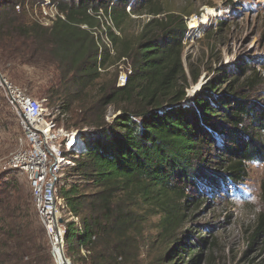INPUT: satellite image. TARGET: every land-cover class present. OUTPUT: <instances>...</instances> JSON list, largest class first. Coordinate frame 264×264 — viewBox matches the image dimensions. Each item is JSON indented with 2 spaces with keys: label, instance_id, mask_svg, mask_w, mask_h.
<instances>
[{
  "label": "trees",
  "instance_id": "1",
  "mask_svg": "<svg viewBox=\"0 0 264 264\" xmlns=\"http://www.w3.org/2000/svg\"><path fill=\"white\" fill-rule=\"evenodd\" d=\"M25 1L0 0V66L13 71L37 66L41 57L45 63L44 57L55 56L81 70L79 91L61 95L64 110H72L71 103L99 78L110 56L132 58L133 72L125 86H118V77L114 78L102 87L94 105L73 109L64 124L92 129L85 135L88 153L72 167L77 180L61 190L82 222V229L75 222L67 226L70 254L78 264L135 262L129 256L137 244L134 231L143 228L151 213L160 215L158 241L175 246L169 254L179 260L169 258V262H184L187 255L188 264H198L203 258L199 246L208 239L199 235L197 244H186L174 237L187 221L189 203H202L199 195H192L193 188L199 190L205 181L212 183L214 174L242 184L248 164L264 161V137L255 132L264 131V106L251 101V92L244 90H255L263 81L262 72L247 66L240 73L243 80L237 86L230 84L231 92H221V84L209 81L190 98V76L184 65L188 29L183 14L167 13L159 19L164 10L132 8L128 12L130 0H58L66 18L45 27L24 8L17 11L16 5ZM100 11L110 14L118 30H123L131 11L155 17L144 25L136 44L112 56L104 43L100 53L95 40ZM109 34L114 50L122 39L110 27ZM249 71L254 72L252 77L247 76ZM190 74L196 82L193 68ZM241 90L245 93L240 95ZM110 105L116 115L107 121ZM216 135L223 137L222 145ZM214 156L221 164H213ZM15 172L22 173H0V264H49L31 187L24 173L27 184ZM261 199L264 203V176ZM258 218L253 237L264 234V211Z\"/></svg>",
  "mask_w": 264,
  "mask_h": 264
},
{
  "label": "rangeland",
  "instance_id": "2",
  "mask_svg": "<svg viewBox=\"0 0 264 264\" xmlns=\"http://www.w3.org/2000/svg\"><path fill=\"white\" fill-rule=\"evenodd\" d=\"M44 1L30 0V3ZM51 1L58 5V0ZM132 8L135 10L144 8L145 11L164 10L157 16L159 19H163L167 13L184 15L188 29L184 37V65L190 76L188 88L190 98L201 91L203 85L209 81L221 84V92H231L230 84L234 83V86H237L244 78L240 77V73L249 66L253 70L256 69V72H262L263 81L255 90H249L247 87L244 90L251 92V101L261 107L264 106V0H130L126 11L130 12ZM99 16L101 31L102 27H105L109 32L110 27L122 39L117 46L114 45L115 52L112 56H117L126 46L136 44L144 33V25L155 17L147 12L138 15L131 11L130 16L125 17L123 30H118L110 14L100 11ZM193 21L198 22L197 27H191ZM220 21L225 24L219 26ZM94 36L96 43L103 49L102 41L106 37V32L103 31L101 34L95 30ZM99 50L102 53L100 47ZM44 58L48 61L42 62L41 57L38 59L39 64L34 67H16L13 69L14 75L7 66H0V71L29 95L38 98L50 97L49 104L63 106L65 100L61 95L69 91L72 93L79 91L83 72L69 62L62 63L55 56ZM131 62L132 58L124 62L110 56L99 78L89 85L87 90L84 88L71 103L72 110H64L66 112L60 117V123L63 125L68 123L73 109H87L86 107L94 105L103 92L102 87L118 77L122 65ZM191 68L198 75L196 82L190 74ZM226 73H229L228 77H224ZM253 75V71L247 74L251 77ZM243 93H245L243 90L239 91L240 95ZM108 107L106 120L110 121L115 117L116 111L113 106ZM19 131L18 120L8 107L4 91L0 89V157L18 148ZM255 132L257 137H264V131ZM216 140L223 144L221 135H216ZM216 155L219 156V152L216 151ZM217 156H214L212 161L216 165L221 164ZM72 169L71 166L64 178L66 186H71L72 182L77 180ZM15 175L20 182L27 184L24 174L15 172ZM263 176L264 161L251 162L248 164V176L242 184L236 185L231 180L223 179L222 175L214 174V178L210 179L212 183L202 182L197 192L193 188L192 195H199L202 203L198 205L193 201L189 203L187 221L179 228L174 238L186 244H197L199 235L208 239L205 245L199 246L203 258L198 264H264V234L253 237L258 227V216L264 211L261 199ZM141 212L139 213H144ZM146 220L140 231H134L137 244L131 247L129 256L135 258V262H132L172 264L169 258L178 259L177 256L170 257L169 254L170 248L175 246L170 242L162 244L157 238L161 230L160 215L150 213ZM68 254L75 259L69 249ZM185 258L184 262L177 261V264H186L189 257L186 255Z\"/></svg>",
  "mask_w": 264,
  "mask_h": 264
},
{
  "label": "built area",
  "instance_id": "3",
  "mask_svg": "<svg viewBox=\"0 0 264 264\" xmlns=\"http://www.w3.org/2000/svg\"><path fill=\"white\" fill-rule=\"evenodd\" d=\"M23 8L45 27L53 25L58 18H66L60 13L58 5L51 0L35 4L28 0L24 5H16L19 12ZM102 29L106 32L102 43L114 53L109 32L105 27ZM95 30L103 34L100 28H95L94 32ZM99 47L102 50L101 45ZM123 61L126 62V58ZM122 66L118 86H125L133 72L130 64ZM0 88L4 91L8 107L14 112L20 128L17 137L18 148L0 157V173L19 170L26 175L32 190L38 222L45 231L49 264H78L68 254L67 226L75 222L82 229V222L79 215L71 210L61 190L66 186L64 178L67 170L76 166V159L88 153L89 146L85 135L92 129L66 127L59 121L65 113L59 104H49L47 97L29 95L1 71ZM83 253L87 252L83 250Z\"/></svg>",
  "mask_w": 264,
  "mask_h": 264
},
{
  "label": "bare ground",
  "instance_id": "4",
  "mask_svg": "<svg viewBox=\"0 0 264 264\" xmlns=\"http://www.w3.org/2000/svg\"><path fill=\"white\" fill-rule=\"evenodd\" d=\"M197 26H198V22L197 21H193L191 27H197Z\"/></svg>",
  "mask_w": 264,
  "mask_h": 264
}]
</instances>
